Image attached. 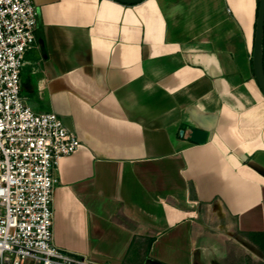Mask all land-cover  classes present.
Segmentation results:
<instances>
[{"label":"crops","instance_id":"crops-1","mask_svg":"<svg viewBox=\"0 0 264 264\" xmlns=\"http://www.w3.org/2000/svg\"><path fill=\"white\" fill-rule=\"evenodd\" d=\"M258 1L33 0L22 93L82 142L57 167L56 246L101 264H264Z\"/></svg>","mask_w":264,"mask_h":264},{"label":"built area","instance_id":"built-area-1","mask_svg":"<svg viewBox=\"0 0 264 264\" xmlns=\"http://www.w3.org/2000/svg\"><path fill=\"white\" fill-rule=\"evenodd\" d=\"M38 24L33 0H0V264H101L54 241L57 167L82 142L63 118L35 112L22 93Z\"/></svg>","mask_w":264,"mask_h":264},{"label":"water","instance_id":"water-1","mask_svg":"<svg viewBox=\"0 0 264 264\" xmlns=\"http://www.w3.org/2000/svg\"><path fill=\"white\" fill-rule=\"evenodd\" d=\"M116 1L124 5H136L143 2L144 0H116ZM252 60H253L255 78L261 90L264 93V0H259ZM65 123L67 124V122ZM193 135H194L193 139H195V136H198L200 138L202 137L201 138L202 141H205L207 139V134L199 130H193Z\"/></svg>","mask_w":264,"mask_h":264},{"label":"trees","instance_id":"trees-1","mask_svg":"<svg viewBox=\"0 0 264 264\" xmlns=\"http://www.w3.org/2000/svg\"><path fill=\"white\" fill-rule=\"evenodd\" d=\"M258 7H259V1H258Z\"/></svg>","mask_w":264,"mask_h":264}]
</instances>
